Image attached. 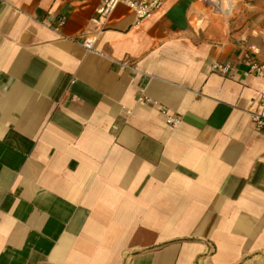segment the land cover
Instances as JSON below:
<instances>
[{
    "label": "crops",
    "instance_id": "obj_1",
    "mask_svg": "<svg viewBox=\"0 0 264 264\" xmlns=\"http://www.w3.org/2000/svg\"><path fill=\"white\" fill-rule=\"evenodd\" d=\"M102 2L0 0V264H264V35Z\"/></svg>",
    "mask_w": 264,
    "mask_h": 264
},
{
    "label": "built area",
    "instance_id": "obj_2",
    "mask_svg": "<svg viewBox=\"0 0 264 264\" xmlns=\"http://www.w3.org/2000/svg\"><path fill=\"white\" fill-rule=\"evenodd\" d=\"M165 0H103L101 6L97 11V17L94 19L96 23H102L112 16L115 10L124 5L131 9L137 16L139 22L151 18L154 14L159 12L164 5ZM58 28L63 27L66 24V18H61L57 22ZM94 41L86 39L84 46L88 50H93ZM215 70L222 69L223 72L228 71L227 66H214ZM248 75H253L257 78L264 76V62H252L247 72ZM261 111L250 112L251 122L255 130L264 132V94L261 96ZM163 114H167V111L162 109ZM180 122V118L177 116H169L168 124L171 127H175Z\"/></svg>",
    "mask_w": 264,
    "mask_h": 264
},
{
    "label": "rangeland",
    "instance_id": "obj_3",
    "mask_svg": "<svg viewBox=\"0 0 264 264\" xmlns=\"http://www.w3.org/2000/svg\"><path fill=\"white\" fill-rule=\"evenodd\" d=\"M200 6L207 12L208 16L214 18L233 16L240 11L239 13L245 24L251 29H257L259 34L262 33L264 35V0H221L219 2L201 0ZM229 7L232 8L231 14H227ZM199 22L197 20L194 21V27L199 28L197 26Z\"/></svg>",
    "mask_w": 264,
    "mask_h": 264
},
{
    "label": "bare ground",
    "instance_id": "obj_4",
    "mask_svg": "<svg viewBox=\"0 0 264 264\" xmlns=\"http://www.w3.org/2000/svg\"><path fill=\"white\" fill-rule=\"evenodd\" d=\"M213 1H217V2H219V1H221V0H213ZM227 2H229V1H227ZM231 7H229V11H227V14H231ZM200 24H201V22H199L198 24H197V26H200Z\"/></svg>",
    "mask_w": 264,
    "mask_h": 264
}]
</instances>
